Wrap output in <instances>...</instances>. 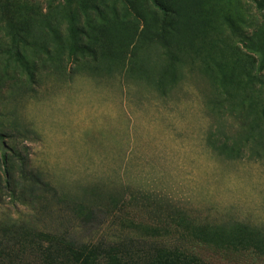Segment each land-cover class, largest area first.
Returning <instances> with one entry per match:
<instances>
[{"label": "rangeland", "instance_id": "1", "mask_svg": "<svg viewBox=\"0 0 264 264\" xmlns=\"http://www.w3.org/2000/svg\"><path fill=\"white\" fill-rule=\"evenodd\" d=\"M233 1L235 30L199 9L205 38L171 60L151 0H0L6 264L48 261L45 236L264 264V69L240 40L264 45V9Z\"/></svg>", "mask_w": 264, "mask_h": 264}, {"label": "trees", "instance_id": "2", "mask_svg": "<svg viewBox=\"0 0 264 264\" xmlns=\"http://www.w3.org/2000/svg\"><path fill=\"white\" fill-rule=\"evenodd\" d=\"M67 3L71 0H65ZM253 3L256 10L259 12L264 9V0H249ZM152 5L160 12L161 17L158 32L155 35L157 42L165 49V54L171 60L175 59L177 51H193L195 49L194 42L196 39L205 38V26L199 22V9L207 14L218 11V19L227 27L233 30L238 23L236 19L229 14H222L223 11L233 9L235 2L233 0H151ZM70 4V3H68ZM263 15L252 16L250 22L252 32L257 30L262 23ZM241 24V23H239ZM250 31V32H251ZM240 40L244 46L249 47L252 51L259 54L261 69H264V45L257 41V37L250 35H241ZM247 43H245V42ZM70 52H73L71 48ZM15 56L19 62L23 64L19 54L16 52ZM240 128L244 129V136L246 128H248L247 114L240 113ZM255 141V144L259 143ZM259 145V144H258ZM261 145V144H260ZM3 240L6 241L3 232H0V264H6L9 261V250ZM43 244H47L46 251L48 253V261H42V264H55L54 254L49 253L50 248L59 251L60 253L72 256L71 264H121L120 254L112 252H101L98 246L80 245L75 246L72 243H63L56 239L45 236L41 240ZM145 258L140 259L139 263L133 264H196L194 260L188 259L183 254L168 253L155 251L144 255ZM125 258V257H122Z\"/></svg>", "mask_w": 264, "mask_h": 264}]
</instances>
